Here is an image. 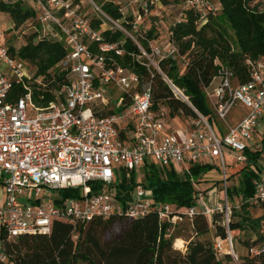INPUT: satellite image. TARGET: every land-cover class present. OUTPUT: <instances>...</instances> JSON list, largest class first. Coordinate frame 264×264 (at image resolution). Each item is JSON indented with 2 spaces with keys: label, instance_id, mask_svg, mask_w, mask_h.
Returning <instances> with one entry per match:
<instances>
[{
  "label": "built area",
  "instance_id": "obj_1",
  "mask_svg": "<svg viewBox=\"0 0 264 264\" xmlns=\"http://www.w3.org/2000/svg\"><path fill=\"white\" fill-rule=\"evenodd\" d=\"M28 1L42 26V36L64 40L65 54L59 70L66 72L67 79L59 90L49 88L52 99L40 104L44 95L34 89L45 88L48 82L34 77L26 63L10 52L0 30V185L4 191L0 202V260L6 257L7 241L21 234H47L54 221L68 222L74 230L95 217L107 218L115 213L141 217L152 210L161 221L171 223L198 213L210 217L214 211L223 210L227 221L226 157L238 164L244 161L246 145L264 117V59L245 60L251 72L243 83L229 67H219L214 77V98L205 89L219 121L226 122L233 109H245L236 123L221 132L194 109L196 117L188 122L180 138L176 131L165 128L164 117H155L150 83L137 90L139 76L109 56L121 55L123 50L117 43L105 41L102 33L115 27L130 37L145 57L142 64L149 72L158 69L161 59L178 55L175 45L168 42L162 49L150 47L147 53L123 26L126 17L120 7L122 17L114 20L94 0ZM183 9L198 11L201 21L215 7L209 0H183ZM141 10L147 13V1ZM94 19L100 20L98 26H93ZM45 23L56 32L50 33ZM92 44L95 50L90 48ZM160 73L172 90L180 92ZM112 89L120 93L116 100L106 96ZM165 114V108H161V115ZM250 148L260 149L257 145ZM146 159L190 179L191 164H214L216 160L224 202L210 206L205 197H199L196 206L185 209L169 203L152 204L150 191L141 184L134 186L129 201L115 200L108 190L115 174L141 168ZM97 183L102 187L92 190ZM76 187L77 197L61 198L58 194L61 189ZM251 201H264V177L256 181ZM226 239L231 245L230 237ZM220 242L215 239L216 251ZM185 244L183 241L178 249L183 250Z\"/></svg>",
  "mask_w": 264,
  "mask_h": 264
},
{
  "label": "trees",
  "instance_id": "obj_2",
  "mask_svg": "<svg viewBox=\"0 0 264 264\" xmlns=\"http://www.w3.org/2000/svg\"><path fill=\"white\" fill-rule=\"evenodd\" d=\"M254 1L217 0L219 12H208L201 21L198 11L183 9L179 19L171 25L169 42L177 47L178 55L161 59L158 67L187 101L176 97L155 69L147 70L142 64L146 61L145 57L141 56L139 47L130 37L118 29H107L102 35L105 41L115 42L123 50L121 55L109 53V56L139 76L137 90L150 83L151 108L155 117L170 119L181 115L189 122L196 117V109L218 131L223 132L205 89L219 67H229L238 82L243 83L249 80L251 72L245 60L264 59V10H259ZM100 7L112 19H121L119 6L112 0L101 2ZM0 11L8 14L15 28L30 19L39 23L28 0H0ZM130 18L122 21L127 30L131 29L128 23ZM99 23V19L93 20V26ZM226 26L232 34H229ZM155 38L156 31L151 27L144 37L136 39L149 53V41ZM3 42L12 54L26 63L34 77L48 82L45 88L34 89L36 93L44 95L40 104H46L52 99L48 89L59 90L67 79L66 72L59 70V62L65 54L64 40L48 39L46 36L38 38V30L35 29L34 33L25 37V42L18 49L8 45L5 40ZM90 48L94 49V44ZM179 56L187 59L183 72L178 68L176 59ZM107 62L110 63L109 60ZM161 108L166 110L164 116L161 115ZM260 152V149L253 150L246 145L244 161L235 170L226 171V198L230 193L240 196L238 204L229 205L227 200L230 209L227 221L223 210L214 211L210 217L198 213L191 218H183L191 232L184 251L174 247L177 236L169 232L176 223L161 221L152 210L141 217H129L123 213H115L107 218L95 217L78 224L74 230L68 222L54 221L47 234H21L7 241L6 257L0 260V264H197L202 259L206 264H264V251L260 250L264 247V212L255 217L250 214L252 207H260L264 211V201L257 204L251 201L256 181L264 177V165L257 164ZM189 169L192 179L146 159L141 168L130 170L131 186L126 182V171L122 170L115 174L108 190L115 200L125 203L133 198L134 186L141 184L150 191L152 204L169 203L182 209L194 207L199 197H206L215 187L214 181L200 179V175L212 169L220 171V168L212 163H197L191 164ZM233 177L236 184L231 183L229 189L228 180ZM101 187L102 184L97 183L92 190ZM58 194L61 198L77 197L79 188L61 189ZM117 223L123 225L122 230L108 237L110 229ZM209 231L213 240H224L230 234L246 249V254L238 256L237 263L229 253L217 254L213 241L199 239ZM242 233H251L253 237L243 239ZM251 249L258 252L252 253Z\"/></svg>",
  "mask_w": 264,
  "mask_h": 264
},
{
  "label": "rangeland",
  "instance_id": "obj_3",
  "mask_svg": "<svg viewBox=\"0 0 264 264\" xmlns=\"http://www.w3.org/2000/svg\"><path fill=\"white\" fill-rule=\"evenodd\" d=\"M95 3L100 6L101 2H105L108 0H94ZM115 3H118V6L124 11V17H131L130 20H128V23L131 25V29L128 30V32L136 39L137 37L141 36L144 37L145 33L151 28L154 27L156 31V38L149 41L150 47H158V48H165L168 44L169 40V29L171 25L179 19L181 16L180 13L183 10V0H112ZM147 1L148 3V11L147 13H144L141 10V5ZM211 5L215 7L214 12H219V5L217 3V0H209ZM86 3V1H85ZM254 3H257L259 10H264V0H255ZM89 9V7H87ZM141 14L140 19L137 18V15ZM36 17V16H35ZM38 24V25H37ZM35 23L34 19H30L25 21L21 26L18 28H15L13 25V22L9 18L8 14L0 11V30L3 31L4 34V40L7 42L8 45H12L15 49H18L24 42L25 37L29 34H32L35 32V29L38 30V38L42 37L43 31L42 26L39 23ZM46 29L50 31V33H55L56 30L51 24H46ZM227 31L229 34H232L230 29L226 26ZM115 29V27H113ZM151 60H156L152 58L150 54H148ZM177 64L180 72L184 71L185 63L187 61L186 58L183 56L177 57ZM155 70L160 73L161 70L158 67V69L155 68ZM161 74V73H160ZM217 82V79H213L211 84L206 88V92L209 97L214 98L213 89ZM173 94L176 95V97L187 101L186 98L176 90H173ZM116 100L117 97H119L120 93L116 91L115 89L110 90L108 93H106V96H110ZM245 113L244 108L240 109H233L228 118L226 119V122L220 121L222 125V129L225 130V128L229 125H232L236 120L239 119V117L243 116ZM166 121L171 122L173 125H175V130H177L179 127L188 125V121H186V118L179 115L178 117L168 118ZM259 133L262 135L264 134V123H261V125L258 128ZM264 147V146H262ZM261 148V147H260ZM262 152H264V149H262ZM214 164H217V161H213ZM226 162L228 164L227 171L235 170L239 164L234 163V161L230 157H226ZM203 165V163H201ZM210 172H204L200 175V179H208L209 181L215 182V187L212 188V190L207 194L205 197V201L208 205L214 206L218 202H224V192L222 187L220 186V183L222 182L221 173L217 169H212ZM126 182L131 186V173L130 171H127L126 173ZM231 183L236 184V178H231V180H228V184L230 185L229 189H231ZM4 194V191L2 189V186L0 185V199L2 198ZM227 200L229 205L232 204H238L240 201L239 195H227ZM262 209L260 207H252L250 208V214L252 216H259L262 214ZM176 226L170 228V233H173L177 236V239L174 241L175 247H181L183 244V241L189 240L191 237V232L189 229V226L185 219L178 220L175 222ZM123 228V225L121 223H117L114 225L108 234V237H111L112 235L118 234ZM228 236L231 239V245L229 243L228 239L221 240L219 243V247H217L218 251H216L217 254H223V253H229L233 261L237 263L238 256H243L246 254V249L242 247L240 242L234 241V239L231 237L230 234ZM242 238H248L249 236L252 238L253 236L251 233H242ZM196 238V237H194ZM193 238V239H194ZM200 240H209L213 241V244L215 242V239L213 240L212 232L209 231L208 233L202 235L199 237ZM184 251V249H183ZM197 264H206L205 260H199Z\"/></svg>",
  "mask_w": 264,
  "mask_h": 264
},
{
  "label": "crops",
  "instance_id": "obj_4",
  "mask_svg": "<svg viewBox=\"0 0 264 264\" xmlns=\"http://www.w3.org/2000/svg\"><path fill=\"white\" fill-rule=\"evenodd\" d=\"M238 109H240V108H238ZM237 109V110H238ZM242 117V116H241ZM241 117H239V119L241 118ZM238 119V120H239ZM237 122V120L234 122V123H236ZM233 123V124H234ZM261 123H264V117H262V119L260 120V122H259V124H258V126L255 128V130H254V132H253V135H252V139H251V141L249 142V145H252V147L253 148H255V145H257L259 148H260V156L258 157V159H257V164H259V165H264V152H262V149H264V147H262V146H264V134H260L259 133V131H258V128H259V126L261 125ZM232 124V125H233ZM175 125H173L171 122H168V121H166V123H165V128L167 129V130H173V131H176L177 133H178V135H179V137L180 138H183L184 137V130H185V128H186V126L187 125H184V126H181V127H179L177 130H175V127H174ZM224 131V130H223ZM215 170V169H214ZM211 171H213V170H211ZM210 172V171H209ZM2 199H3V196H2V198L0 199V202L2 201Z\"/></svg>",
  "mask_w": 264,
  "mask_h": 264
},
{
  "label": "bare ground",
  "instance_id": "obj_5",
  "mask_svg": "<svg viewBox=\"0 0 264 264\" xmlns=\"http://www.w3.org/2000/svg\"><path fill=\"white\" fill-rule=\"evenodd\" d=\"M183 244V243H182ZM175 247V246H174ZM177 248V247H176ZM178 248H180V247H178Z\"/></svg>",
  "mask_w": 264,
  "mask_h": 264
}]
</instances>
